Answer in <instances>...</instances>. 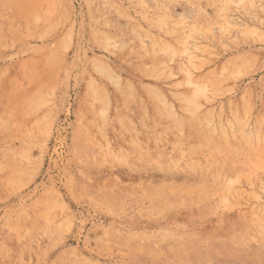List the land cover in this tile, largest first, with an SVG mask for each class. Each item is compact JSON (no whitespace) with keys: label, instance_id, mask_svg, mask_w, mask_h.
I'll list each match as a JSON object with an SVG mask.
<instances>
[{"label":"rangeland","instance_id":"1","mask_svg":"<svg viewBox=\"0 0 264 264\" xmlns=\"http://www.w3.org/2000/svg\"><path fill=\"white\" fill-rule=\"evenodd\" d=\"M0 17V264H264V0Z\"/></svg>","mask_w":264,"mask_h":264},{"label":"bare ground","instance_id":"2","mask_svg":"<svg viewBox=\"0 0 264 264\" xmlns=\"http://www.w3.org/2000/svg\"><path fill=\"white\" fill-rule=\"evenodd\" d=\"M1 18V17H0Z\"/></svg>","mask_w":264,"mask_h":264}]
</instances>
